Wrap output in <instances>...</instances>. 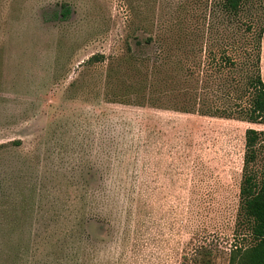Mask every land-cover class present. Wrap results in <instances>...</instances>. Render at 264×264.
Wrapping results in <instances>:
<instances>
[{"label":"rangeland","instance_id":"1","mask_svg":"<svg viewBox=\"0 0 264 264\" xmlns=\"http://www.w3.org/2000/svg\"><path fill=\"white\" fill-rule=\"evenodd\" d=\"M217 1L0 0V264H227L249 241L244 133L264 125L129 101L145 38L205 44L181 32Z\"/></svg>","mask_w":264,"mask_h":264},{"label":"trees","instance_id":"2","mask_svg":"<svg viewBox=\"0 0 264 264\" xmlns=\"http://www.w3.org/2000/svg\"><path fill=\"white\" fill-rule=\"evenodd\" d=\"M217 4L220 11L211 13L207 25L181 32L205 44L179 45L180 52L173 54L161 34L145 38L155 50L150 56H134L150 65L145 81L135 85L130 104L264 125V0ZM238 216L247 225L249 241L233 245L227 264H264V129H245Z\"/></svg>","mask_w":264,"mask_h":264},{"label":"bare ground","instance_id":"3","mask_svg":"<svg viewBox=\"0 0 264 264\" xmlns=\"http://www.w3.org/2000/svg\"><path fill=\"white\" fill-rule=\"evenodd\" d=\"M263 55H264V54H263V50H262V54H261V62H262V59H263Z\"/></svg>","mask_w":264,"mask_h":264}]
</instances>
